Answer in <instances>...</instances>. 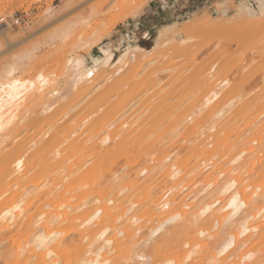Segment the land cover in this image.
Masks as SVG:
<instances>
[{
  "label": "bare ground",
  "instance_id": "1",
  "mask_svg": "<svg viewBox=\"0 0 264 264\" xmlns=\"http://www.w3.org/2000/svg\"><path fill=\"white\" fill-rule=\"evenodd\" d=\"M145 2L142 0L135 13ZM258 7L264 17V0H259ZM236 12L233 17L244 13L251 17L261 16L249 3L239 6ZM198 13L194 12L186 21L195 22ZM178 25L176 21L161 27L154 45L161 46L166 40L161 42L159 39ZM8 31L9 25L0 24V34L10 44L12 39ZM97 41H102L100 35ZM81 47L71 62L67 79L66 75L57 71L55 73L59 74L55 76L54 72L40 71L34 78H22L16 75L14 66L4 69L5 74L0 75V236L9 234L6 237H10L16 230L36 229L29 234L28 242L15 246V249L21 248L22 254L29 255L23 264H264V260L258 259L256 263L257 257L262 258V252L259 254L262 249L252 245L264 228V141L257 143L258 146L253 141L255 139L250 140L249 145L243 144L252 131H264V110L258 112V115L262 114V123L260 119L259 123L254 121L256 124L246 131L238 146L221 152L225 140L220 137L225 130L224 124L236 112L234 110L243 101L244 95L230 91L231 79L218 77L219 68L215 63L204 72L201 66L197 69L202 71L194 70L195 82L207 87L203 92L196 93L198 97L189 105L187 112L181 113L173 127L164 131L159 143L162 146L171 144L166 146L170 147L169 150L176 141L184 142L181 145L186 143L189 148L182 146L183 149H178L177 146H181L178 143V151L174 154L172 152L176 149L165 151L166 158H162V152V157L157 159L155 152L149 154V158L154 157L151 158L154 163L146 165L139 175V179L144 180L142 184L137 181L138 177H132L126 170L127 173L118 178V186L100 189L97 195L88 199L91 190L87 186L84 188L83 183L87 181L96 186L95 178L100 177L96 164H90V159L75 161L74 152L59 158L63 151L55 150L60 144L68 142L66 150L75 145L79 150L98 156L101 149L104 151L110 146L125 143L137 132L134 124L142 116L135 115L138 114V101L125 106L115 118L100 121V130L96 133L89 131L91 118L85 117L62 137L57 130L52 140H44L54 129V126H49L45 131L41 129L27 137V140L22 138L27 133V122L37 107L41 106L43 112L54 111L58 102L66 99V84L76 89L86 88L87 97L135 61L142 71H149L147 75L168 73L156 80L154 87L159 88L158 92L164 91L172 82V75L169 74L176 72L173 77L180 73L182 76L183 71L179 73L172 67L158 64L152 48L146 49L137 41L124 49L110 46L102 55L91 59L89 51L83 52ZM154 64L159 66H152ZM249 65L250 62L243 58L240 72L248 69ZM102 71L109 72L104 75ZM84 82L93 86L87 87ZM84 100L62 117L53 118L52 122L75 113ZM181 106L184 107V104ZM208 137L211 138L209 142L206 140ZM53 140L58 142L57 145H53ZM254 142L256 145L253 146ZM11 143L14 147L7 149ZM215 144V149H211ZM189 149L193 152H187L193 154L190 155L193 164L184 166L188 161L183 164L177 162L178 159L181 162L183 153L179 150ZM234 149H238L237 152L229 157ZM190 156L187 155V158ZM45 167L49 172L42 177L38 168ZM145 185L147 187L143 189ZM133 188L135 190L127 195ZM74 191L82 194L80 199L79 194L73 196ZM83 195L87 198L85 201ZM124 196L126 199L121 203ZM43 199L47 201L40 203ZM74 200L80 202L76 204ZM68 202L71 204L67 205ZM173 228H180L183 232L198 230V238L189 243L184 253L175 252L167 261H161L160 258L168 254L164 255L161 251L154 253L150 247L157 245L160 237L176 230ZM141 237L145 239L138 243ZM75 243L81 246L87 244L88 247L70 254L69 248ZM134 243L138 244L131 251L130 245ZM253 259L255 261L251 263Z\"/></svg>",
  "mask_w": 264,
  "mask_h": 264
},
{
  "label": "rangeland",
  "instance_id": "2",
  "mask_svg": "<svg viewBox=\"0 0 264 264\" xmlns=\"http://www.w3.org/2000/svg\"><path fill=\"white\" fill-rule=\"evenodd\" d=\"M149 1L146 0L135 13L134 10L139 7L142 0H124V2L123 0H74L71 3H69L70 0H0V18L7 19L8 34L12 39V43L8 44L0 34V75H4L8 67L14 66L16 75L22 78H34L42 71L48 74L54 72V76L62 73L60 75H66L67 79L71 62L79 47L82 46L83 52L88 50V56L91 59L93 55L90 54V50L102 55L104 50L110 46L124 49L135 41L146 49L152 48L154 54L156 53V59L158 58V64L162 63L166 66H164L165 68L172 67L179 73L183 71L182 76L180 73L173 77L176 72L169 74L172 75V82L164 91L158 92L159 88L154 87L156 80L168 73L163 72L157 75L148 73L149 75H147L149 71H142L135 61L131 63L130 67L125 68L123 73L114 76L112 81L107 82L100 90L87 97L86 88L76 89L66 84V99L58 102L54 111L43 112L40 106L31 114L32 116L27 122V133L22 138L27 140V137L38 133L41 129L45 131L49 126H54V129L44 137V140H52V136L57 130L60 131L59 135L62 137L85 117L91 118L88 122L89 131L96 133L100 130V121L113 119L131 102H139L136 109L138 114L135 115L142 116L134 124V127H137V132L128 137L129 139L125 143L110 146L108 150L101 149L98 156L85 150H79L75 145L66 150L64 148L68 142L56 147L55 150L63 151L59 154V158L74 152L76 154L75 161L90 159V164H96L100 170V177L95 178V187L86 183L87 181L83 183L84 188L87 186L91 190L88 193V199L97 195L100 189L118 186V178L126 174V170L131 173L132 177H138L137 181L142 184L144 180L139 179V175L146 165L154 163L151 158L162 157V153V158H166V153L176 149V146L181 143L176 141V145L172 144L173 147L170 150L171 144H167L169 145L167 148V145L159 144L164 131L173 127L181 113L187 112L189 105L198 97L196 93L203 92L207 87V85L201 86L195 82L196 73L194 70L197 67L201 66L204 72L215 63L214 65L219 68L218 77L225 76L231 79L230 91H233V94L242 93L244 95L243 101L237 106V110H234L236 112L232 113L224 124L225 130L220 136L223 140L225 139L224 145H221L223 147L221 152L232 150L234 146H238L246 131L262 121V114L258 115V112L262 113L264 110V17L259 12V0H154L155 4H150L151 7L147 6L144 15L136 16L144 9V6L148 5ZM65 3L68 6H65ZM244 3L251 4L253 10L261 16L251 17L244 13L240 17H233L239 6ZM63 6L65 9H62ZM196 11L199 12L196 21L193 23L186 21ZM24 14L28 18V23L18 26L11 24L13 17ZM176 21L179 22L177 28L159 39L161 42L166 40L165 44L156 47L155 39L158 37L161 27ZM0 24L4 23L0 21ZM99 35L102 41H97ZM185 37L188 38L184 40ZM87 42L91 44L90 48L85 46L88 45ZM119 53L118 51L117 54L119 55ZM155 57L153 55V58ZM243 58L248 60L250 65L244 72H240ZM198 70L200 69H197L196 72ZM55 71L59 73H55ZM109 71H102V73L107 74ZM169 75L167 76L168 81L170 80ZM83 84L88 87L92 83L84 82ZM81 100L84 101L75 113L73 112L72 115L61 121L52 122L53 118L62 117L66 111ZM183 104L184 107L181 106ZM252 115L257 119H253ZM185 133L191 135L189 132ZM251 133V136L243 144H250V140L253 139L256 144L264 141V131L262 133L252 131ZM206 140L209 142L211 138L208 137ZM52 142L53 145L58 143L54 140ZM255 142L252 144L253 146L256 145ZM185 144L177 146V148L183 149L182 146H184L188 149L189 147ZM216 144L211 149H215ZM12 147H14L13 143L7 149H12ZM166 150L167 152H165ZM190 150H179L180 153H183L181 154L182 158L179 154L181 162L178 161L179 159L177 162L183 164L188 161L189 164L187 162L183 165H191L193 152ZM237 150L234 149L228 156L231 157ZM177 151L176 149L172 154ZM188 151L192 153L189 152V154ZM153 152H155L154 157L149 158V154ZM185 155L186 157H184ZM187 155H191L190 158H187ZM46 167L52 169L51 166ZM46 167L38 168L42 171V177L49 172ZM82 186L81 188L84 189ZM146 187L147 185L143 186V189ZM82 189L81 193H83ZM134 190L133 188L127 195ZM77 191L80 193L79 190ZM76 192L74 191L73 196L79 194ZM79 195L80 199L82 194ZM84 197H82L83 201L87 199ZM124 197L121 199V203L126 199V196ZM72 198L75 199V197ZM45 201L47 200L43 199L40 203H45ZM76 201L74 200L77 204L79 200ZM70 204L68 202L67 205ZM178 229L180 230V228H173L174 231L170 235L160 237V242L154 247H150L154 253L161 251L164 255L168 254L165 258H163L164 256L160 258L161 261H167L175 252L184 253L189 243L197 240L198 230L183 232L182 229L180 231ZM35 230L26 228L23 232L16 230L10 237H6L9 234L0 236V264H12L13 259V264H23L25 260H28L29 255L22 254L21 248L15 249V246L28 242L29 234ZM143 239L145 237H141L138 243ZM138 243L131 244L130 250H134ZM252 245L258 250L262 249L259 252V254L262 252V258L257 257L256 263L258 260H264V228ZM87 247V244L81 246L75 243L69 248V251L74 255L80 249ZM252 261L255 260H251V263H253Z\"/></svg>",
  "mask_w": 264,
  "mask_h": 264
},
{
  "label": "built area",
  "instance_id": "3",
  "mask_svg": "<svg viewBox=\"0 0 264 264\" xmlns=\"http://www.w3.org/2000/svg\"><path fill=\"white\" fill-rule=\"evenodd\" d=\"M0 21L3 22L4 24H7L8 25V21L7 19L1 17L0 18ZM23 23H28V18L26 17V14L24 15H18V16H15L11 19V24L12 25H21Z\"/></svg>",
  "mask_w": 264,
  "mask_h": 264
},
{
  "label": "crops",
  "instance_id": "4",
  "mask_svg": "<svg viewBox=\"0 0 264 264\" xmlns=\"http://www.w3.org/2000/svg\"><path fill=\"white\" fill-rule=\"evenodd\" d=\"M72 1H74V0H72ZM150 4H155V1L154 0H150L149 3H148V5L144 6V9H142V11H140L136 16L144 15L145 12H146L145 10H147V6H150L151 7ZM134 18H136V17H134ZM98 53L94 52L93 50H90V54L93 55V56L98 55Z\"/></svg>",
  "mask_w": 264,
  "mask_h": 264
}]
</instances>
